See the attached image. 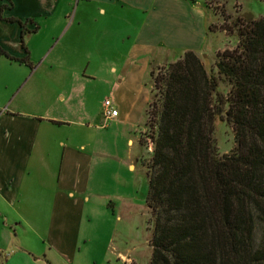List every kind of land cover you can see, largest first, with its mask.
I'll return each mask as SVG.
<instances>
[{"label":"crops","instance_id":"crops-1","mask_svg":"<svg viewBox=\"0 0 264 264\" xmlns=\"http://www.w3.org/2000/svg\"><path fill=\"white\" fill-rule=\"evenodd\" d=\"M208 15L206 0H0V44L10 55L26 58L24 39L29 59L40 36L72 49L56 54L60 68L45 85L25 83L28 60L0 57V264H78L90 232L118 262L135 257L109 234L125 201H112L105 184L121 183L120 165L136 168L132 148L149 128L153 67L205 51ZM99 88L106 94L96 108ZM107 99L118 116L106 118ZM114 142L129 146L126 157L110 151ZM97 209L108 223L100 231Z\"/></svg>","mask_w":264,"mask_h":264},{"label":"trees","instance_id":"trees-1","mask_svg":"<svg viewBox=\"0 0 264 264\" xmlns=\"http://www.w3.org/2000/svg\"><path fill=\"white\" fill-rule=\"evenodd\" d=\"M224 30L239 38L217 53L218 73L231 85L227 96L192 50L151 71L150 264H264V233L256 236L264 225V18L248 13ZM22 45L25 59L1 44L0 57L27 61ZM217 119L234 130L230 154L218 152Z\"/></svg>","mask_w":264,"mask_h":264},{"label":"rangeland","instance_id":"rangeland-1","mask_svg":"<svg viewBox=\"0 0 264 264\" xmlns=\"http://www.w3.org/2000/svg\"><path fill=\"white\" fill-rule=\"evenodd\" d=\"M204 2V0H199ZM206 6L208 9V17L211 18L214 24V31H210L206 50L200 53H196L201 61L204 63L207 71L217 77L219 81L218 92L224 96H227L230 92V83L222 76L219 75L216 66L219 51H223L227 48H235L239 42V38L236 33H230L224 30L226 26L234 25L235 21L239 17H243L248 13L253 14L254 17L264 18V0H206ZM42 37L35 38V41L30 43L32 49V55L23 66L27 75L25 76V83L38 85H45L50 82L49 74L60 68V63L55 59V56L59 52L71 53V45L68 43L63 47V44H58L57 39L46 38L45 42ZM102 47V45H99ZM98 48V47H97ZM98 51V49H96ZM178 55V54H177ZM176 55V56H177ZM179 56V55H178ZM184 56V55H183ZM182 56V57H183ZM176 58L175 61L181 59ZM167 62L165 65L159 67H153L152 71L157 74L160 70H164L172 62ZM100 61H94L92 67L98 68ZM77 63L76 60H69L68 64L73 66ZM153 81V79H152ZM106 91L103 88H99L95 92V103L97 104L101 99H105ZM153 97V96H152ZM227 108V106H226ZM155 136L154 129L149 126L146 135L142 137L141 145L136 144L132 148L136 168L132 170L127 169V164L124 163L119 167V174L121 176V183H108L107 191L112 194L111 200L120 205L125 201L124 216L121 221L117 218L120 215V210L112 213V219L114 223L110 225V235L115 234L117 244H123L135 248L134 256L130 254H122L133 259V264H150L152 256V246L150 244L152 232L154 228L153 217L151 211L147 206L146 199L149 190V183L147 177L148 166L153 157V150L149 149L148 139ZM214 137L217 141L218 152L220 155L230 154L236 147V139L234 130L225 119H217L215 122ZM119 144V145H118ZM113 143L111 144L110 151L117 152L121 156L126 157L129 146L125 143ZM135 160V159H134ZM117 167V165H115ZM124 171H123V169ZM104 185V184H103ZM104 188V187H103ZM102 188V189H103ZM105 189V190H106ZM94 223L98 224V230H102L105 222L99 215L100 210L95 212ZM98 214V215H97ZM4 223V220L0 216V225ZM111 224V223H110ZM108 227V223L105 224ZM102 233V232H101ZM264 233V225L259 224L257 226L256 236L260 240ZM91 242L87 246L86 253L83 258H80L78 264H128L121 257L123 263L118 262L112 255L111 249L108 247V243H104L102 236L99 238L94 232H90ZM1 238H4L2 235ZM23 237H20L22 240ZM25 239L31 240L30 235H25ZM31 242V241H30ZM35 243L36 242H31ZM43 245L39 240L37 246ZM42 247V246H41Z\"/></svg>","mask_w":264,"mask_h":264},{"label":"built area","instance_id":"built-area-1","mask_svg":"<svg viewBox=\"0 0 264 264\" xmlns=\"http://www.w3.org/2000/svg\"><path fill=\"white\" fill-rule=\"evenodd\" d=\"M104 105L106 108L105 116L107 119L108 118H114V117L118 116V110L114 108L112 100H110V99L105 100ZM148 143H149V149L152 150V148L154 146V142H153L152 138L148 139ZM120 257L128 264L134 263L133 259L130 257L122 256V255Z\"/></svg>","mask_w":264,"mask_h":264}]
</instances>
